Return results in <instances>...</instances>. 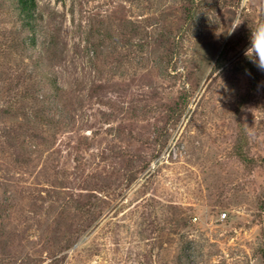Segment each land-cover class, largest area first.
Wrapping results in <instances>:
<instances>
[{
    "label": "rangeland",
    "instance_id": "obj_1",
    "mask_svg": "<svg viewBox=\"0 0 264 264\" xmlns=\"http://www.w3.org/2000/svg\"><path fill=\"white\" fill-rule=\"evenodd\" d=\"M33 11L0 0V264H264V0Z\"/></svg>",
    "mask_w": 264,
    "mask_h": 264
},
{
    "label": "clouds",
    "instance_id": "obj_2",
    "mask_svg": "<svg viewBox=\"0 0 264 264\" xmlns=\"http://www.w3.org/2000/svg\"><path fill=\"white\" fill-rule=\"evenodd\" d=\"M239 27L236 25L228 32L229 35ZM250 43L244 55L254 64L259 70L264 71V24H260L254 29H251Z\"/></svg>",
    "mask_w": 264,
    "mask_h": 264
},
{
    "label": "trees",
    "instance_id": "obj_3",
    "mask_svg": "<svg viewBox=\"0 0 264 264\" xmlns=\"http://www.w3.org/2000/svg\"><path fill=\"white\" fill-rule=\"evenodd\" d=\"M17 7L26 17H34L35 0H17ZM27 23L30 25V21Z\"/></svg>",
    "mask_w": 264,
    "mask_h": 264
},
{
    "label": "built area",
    "instance_id": "obj_4",
    "mask_svg": "<svg viewBox=\"0 0 264 264\" xmlns=\"http://www.w3.org/2000/svg\"><path fill=\"white\" fill-rule=\"evenodd\" d=\"M226 216H227V212L226 211H224L223 213H221V218H225ZM193 220L194 221L198 220V216L194 215L193 216Z\"/></svg>",
    "mask_w": 264,
    "mask_h": 264
}]
</instances>
